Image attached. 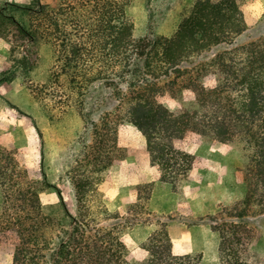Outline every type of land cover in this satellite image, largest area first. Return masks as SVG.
I'll list each match as a JSON object with an SVG mask.
<instances>
[{
    "label": "trees",
    "instance_id": "1",
    "mask_svg": "<svg viewBox=\"0 0 264 264\" xmlns=\"http://www.w3.org/2000/svg\"><path fill=\"white\" fill-rule=\"evenodd\" d=\"M29 2L0 0V30L11 24L28 41H35V33L23 17L44 13L48 4ZM242 5V0H196L168 38L148 34L132 39V22L119 14V5L114 6L110 24L108 56L113 61L106 81L114 85L118 78L127 85L119 90V101L126 107L128 122L145 137L147 159L159 168L161 180L175 189L178 174L197 163L196 157L184 151L190 143L231 144L244 158L238 172L246 191L239 210L220 224L216 216L207 217L219 234V264H246L245 251L237 247H242L243 234L250 230L245 218L254 201L264 210V12L249 25ZM250 31L256 33L255 38L246 43L240 40ZM207 53L212 54L211 70L203 61ZM192 58L198 60L196 65H191ZM13 77L9 69L0 72V84ZM163 77L167 83L161 85ZM183 77L196 95L197 109L170 110L158 98L170 92L165 86L172 89ZM91 129L94 144L88 159L95 170L73 177L78 215L67 210L60 190L44 173L39 180H21L12 158L0 149V244L11 246V264H202L200 254L172 252L167 227L173 220L163 214L158 215L155 229L143 243L147 255L128 258L122 231L114 226L125 229L131 223L117 213L112 216L119 220L116 223L100 221L87 204L99 182L96 167L108 169L122 159H117L116 123L103 118L91 122ZM47 189L56 190L67 222L62 220L65 217L43 214L40 193Z\"/></svg>",
    "mask_w": 264,
    "mask_h": 264
},
{
    "label": "rangeland",
    "instance_id": "2",
    "mask_svg": "<svg viewBox=\"0 0 264 264\" xmlns=\"http://www.w3.org/2000/svg\"><path fill=\"white\" fill-rule=\"evenodd\" d=\"M195 1L43 0L48 4L44 13H29L23 17L29 29L34 31L35 41H28L11 24L2 25L0 30V72L9 69L14 74L11 81L0 84V149L12 158L16 171L22 175L21 180H39L44 173L47 181L60 190L67 210L78 215L73 177L95 170L93 162L88 159L94 144L91 122L105 118L116 123V139L120 148L117 159L119 156L122 159L116 161L113 171L112 167H96L95 176L99 182L89 195L87 204L100 221L116 223L119 220L112 218L116 213L119 218H127L131 223L129 228L124 229L120 224L114 228L118 227L122 236H129L133 241L126 245L128 258L132 260L147 255L143 249L144 242H134L137 234L134 227L147 225L153 231L161 213L151 212L148 208V185H130L128 176L134 173L133 167L119 164L124 160L140 162L148 156L137 148L145 137L128 122L126 107L119 101L121 95L118 93L127 85L118 78L114 85L106 81L110 78V62L112 64L113 61L108 56L112 46L111 18L114 6L119 5V14L126 15L132 22V39L148 34L168 38L177 31ZM242 1L246 22L253 25L264 12V0ZM28 3L29 0L23 4ZM13 12L17 18L20 17L18 11ZM255 34L250 31L240 40L246 43L255 38ZM211 58L212 54L207 53L203 59L207 69L212 65ZM190 61L191 65L198 63L194 58ZM160 67L164 72L166 68H162V63ZM180 80V86L172 89L171 85L165 86L170 92L160 96L158 102L170 110L197 109L195 93L187 88L188 82L184 77ZM163 83H167L164 77L160 81L161 85ZM201 143L210 146L206 152L209 157H223L217 165L225 171L224 182L211 176V181L216 184L214 193L204 189L201 192L204 198L215 199L205 216V223L207 217L216 216L220 224L240 208L246 185L238 169L244 166V158L234 145ZM188 173H179L175 189L172 188L177 202L184 199L181 186ZM40 201L43 214L55 219L65 217L56 190L42 191ZM2 206L0 187V212ZM168 216L173 222L179 221L184 225L199 219L180 212ZM62 220L67 222L68 219ZM245 223L250 230L243 234L244 249L241 245L237 247L245 251L242 255L246 264H264V210H260L255 201ZM213 232L218 246L219 234ZM11 253V246L0 244V264H11ZM201 259L202 264H208L206 258ZM215 259L219 264L218 249Z\"/></svg>",
    "mask_w": 264,
    "mask_h": 264
},
{
    "label": "crops",
    "instance_id": "3",
    "mask_svg": "<svg viewBox=\"0 0 264 264\" xmlns=\"http://www.w3.org/2000/svg\"><path fill=\"white\" fill-rule=\"evenodd\" d=\"M12 1L23 4L27 0ZM142 139V144L137 146V148L141 151H146V140ZM208 149H210V146L201 142L190 143L184 147L186 153L197 158V163L191 167L187 178L182 182L181 188L184 199L181 202H177L172 185L161 180L159 168L150 163L148 159H142L140 162L124 160L125 162L122 161L119 164L126 163L133 167L134 173L128 176L130 185L150 184L147 204L151 212H160L163 215L180 212L182 215L190 214L191 217L203 220L200 221L201 223H196L198 222L197 220L188 225H184L179 221L168 224L167 230L172 243V252L176 255L200 254L201 257L208 260V264H216V236L211 227L205 223V216L212 209L211 203H215V199H206L201 195V192L204 189L213 194L216 184L211 181V176L222 179L225 171L220 170L221 166L217 165L223 157H209L206 154ZM211 163H213L212 166L210 165ZM114 165L116 163L111 166L112 171L115 169ZM124 165L121 166V170ZM111 170L110 172H112ZM223 182L224 180L222 179ZM120 201V203H123V200ZM134 229H136L134 233H137L134 242H137V244L144 242L152 233V230L147 225H138ZM122 239L127 246L133 242L126 235L122 236ZM126 239H129V241Z\"/></svg>",
    "mask_w": 264,
    "mask_h": 264
}]
</instances>
